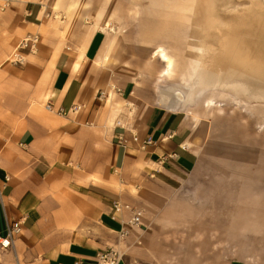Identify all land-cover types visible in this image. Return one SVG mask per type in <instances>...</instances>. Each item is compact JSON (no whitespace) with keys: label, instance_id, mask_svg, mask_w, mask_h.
I'll list each match as a JSON object with an SVG mask.
<instances>
[{"label":"crops","instance_id":"obj_1","mask_svg":"<svg viewBox=\"0 0 264 264\" xmlns=\"http://www.w3.org/2000/svg\"><path fill=\"white\" fill-rule=\"evenodd\" d=\"M126 2L0 0V264H264V179L145 75Z\"/></svg>","mask_w":264,"mask_h":264},{"label":"rangeland","instance_id":"obj_2","mask_svg":"<svg viewBox=\"0 0 264 264\" xmlns=\"http://www.w3.org/2000/svg\"><path fill=\"white\" fill-rule=\"evenodd\" d=\"M127 2L119 6L128 8L129 23L154 35L174 60L172 76H161L156 56L145 75L180 91L235 156L249 161L242 166L264 179V0Z\"/></svg>","mask_w":264,"mask_h":264},{"label":"built area","instance_id":"obj_3","mask_svg":"<svg viewBox=\"0 0 264 264\" xmlns=\"http://www.w3.org/2000/svg\"><path fill=\"white\" fill-rule=\"evenodd\" d=\"M3 1V5L2 7H5L7 5V2L8 0H2ZM30 40V39H29ZM32 43H35L36 42V37L31 39L30 40ZM13 58L11 59L12 62H19L21 63L22 61H24V57L22 55H20V53H14ZM100 97L103 96V92L100 93L99 95ZM46 109L48 110H51V106L50 105H46ZM80 107L79 106H76L74 107V110H79ZM59 113V111H58ZM125 132L124 131L123 133H121L118 137V142L120 144H122L123 146H126L127 144V138L125 136ZM132 139L133 140H136L137 137L135 135L132 136ZM151 139L150 138H147L145 140H143L139 146L141 148H144L146 145L148 144H151ZM116 208H117V205H116ZM139 219H140V212H135L134 216L132 217L130 223L132 224H138L139 223ZM20 222H13V223H10L8 224L7 226V230H8V236L5 237V238H2L0 237V245L1 247H8L10 246V243H11V233L15 232V233H18L20 231ZM97 258L98 260L103 263V264H117L118 262V255L117 253L112 249V248H109V249H106L102 252H100L98 255H97ZM128 264H133V263H128Z\"/></svg>","mask_w":264,"mask_h":264},{"label":"bare ground","instance_id":"obj_4","mask_svg":"<svg viewBox=\"0 0 264 264\" xmlns=\"http://www.w3.org/2000/svg\"><path fill=\"white\" fill-rule=\"evenodd\" d=\"M156 55L159 57V59L164 63V66L162 68V70L160 71L161 72V75L163 77H169V76H172L173 74V70H174V60L173 58L165 53L162 49H158L157 51H155ZM197 72V71H196ZM160 74V73H159ZM195 76V75H194ZM183 80V79H182ZM207 80V79H206ZM199 81V77L196 76V81L195 82H198ZM204 82V81H203ZM206 83V82H205ZM208 83V82H207ZM206 92V91H205ZM199 97V96H198ZM183 98V96H182ZM178 101V100H177ZM212 102H208V104H210Z\"/></svg>","mask_w":264,"mask_h":264}]
</instances>
